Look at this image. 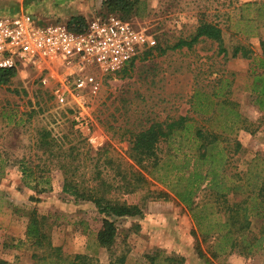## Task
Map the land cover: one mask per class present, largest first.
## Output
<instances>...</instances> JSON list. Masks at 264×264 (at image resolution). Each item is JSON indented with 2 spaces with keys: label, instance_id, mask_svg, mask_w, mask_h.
Returning a JSON list of instances; mask_svg holds the SVG:
<instances>
[{
  "label": "rangeland",
  "instance_id": "obj_1",
  "mask_svg": "<svg viewBox=\"0 0 264 264\" xmlns=\"http://www.w3.org/2000/svg\"><path fill=\"white\" fill-rule=\"evenodd\" d=\"M103 1L24 0L20 4L0 0V15L2 9L19 8L39 26L66 24L74 17L87 23L95 16L112 15L155 41L126 68V74L85 68L98 90L81 92V101L72 91L73 76L57 62L42 73L22 68L9 83L0 85V260L35 264L32 254L38 251L25 238L26 213L35 210L46 218L44 230L64 256L86 255L94 264H110L108 252L95 242L102 215L91 203L61 192L57 163L38 147L42 133H49L60 152H65L63 160L77 164L78 175L85 180L99 172L117 185V171L132 170L146 177V189L111 195L142 209L141 216L111 219L117 231L113 251L126 255L124 264H151V258L154 264H166V257L183 259L182 264H264V209L253 198L264 172V117L253 104L250 75L261 55L259 43L264 41V0H138L136 12L127 16L109 14L102 8ZM201 21L221 29L227 57L218 54L210 41L190 50L171 49L179 39L193 35ZM156 45L165 52L154 49ZM236 46L250 49L252 58H231ZM45 77L48 81L43 85L40 79ZM55 91L63 94L62 101L54 97ZM181 117L185 130L161 141L158 168L152 175L143 172L129 157L126 130L136 132L152 121ZM198 131L216 136L212 162L197 161L201 151L197 146L207 143L198 141ZM88 146L98 154L86 155ZM70 148H75L73 155L68 154ZM21 160L31 166L47 164L50 187L40 193L25 187ZM194 168L202 175L212 170L222 184L210 190V185L201 183L193 190L195 212L208 215L203 227L219 228L216 224L227 222L224 207L250 196L245 203L249 231L233 251L216 234L204 241L191 212L175 195L183 192ZM233 186L238 189L232 190ZM255 239L262 240L260 245L246 255L244 244Z\"/></svg>",
  "mask_w": 264,
  "mask_h": 264
},
{
  "label": "trees",
  "instance_id": "obj_2",
  "mask_svg": "<svg viewBox=\"0 0 264 264\" xmlns=\"http://www.w3.org/2000/svg\"><path fill=\"white\" fill-rule=\"evenodd\" d=\"M138 0H104L102 2V8L109 14L123 13L127 16L129 13L136 12V5ZM67 27L75 31L76 28H81L86 25L84 18L74 17L67 23ZM210 41L217 46V53L228 56V52L224 47L222 31L213 23L206 21L199 22L194 34L187 39H179L171 49H192L194 45L203 42ZM261 48V55L258 57L257 64L251 69V93L253 95V104L257 110L264 117V41L259 43ZM161 54L165 52V49L155 46ZM149 52L145 53V56ZM144 56V57H145ZM240 57L243 59H251L252 52L250 49L244 46H236L231 51V58ZM135 62L132 61L128 65L124 66L121 73L126 74V68L132 67ZM16 75L15 70L0 71V85L4 86L9 83L10 79ZM33 113V112H31ZM30 117V115H29ZM185 118L181 117L178 120L172 121H152L145 127L138 129L136 132L126 130L129 134V157L131 161L148 175H152L158 168L159 159L157 156L158 145L161 141H169L178 130H185ZM198 141L207 140V143L202 145L200 143L197 147L201 150L197 161H213V156L210 151L214 149L215 138L213 134L205 136L200 131L197 132ZM39 149H43V153L46 154L47 159L51 158L55 160L56 167L62 174L61 192L72 197L75 201H84L91 203L97 210L99 215H102L101 226L95 234V242L98 247L104 248L109 255L110 264H124L126 255H116L113 251L116 242V226L112 218L122 217H137L142 215V209L137 205H129L125 202H121L119 199L112 197V192L122 194H133L138 191L146 189L149 184L146 177L140 171L120 172L117 171L120 184H112L107 182L99 172L96 176L90 180H85L78 175L79 167L74 164L73 161L67 162L63 160V152H60V147L56 143V140L50 138L49 133H42L39 139ZM238 148V145H237ZM75 148H70L68 154L73 155L72 151ZM65 154V152H64ZM78 155V152H76ZM97 155L98 151L93 150L90 146L86 149V155ZM220 154V152L218 153ZM106 163H111L107 160ZM19 168L21 173V181L25 187L37 191L43 192L45 186L50 187L49 178L46 173L48 171V165L44 164L42 167L39 165L31 166L30 163L21 160L19 162ZM36 173H44L36 174ZM210 177V180L208 179ZM218 176L212 170H206L202 175L194 168L193 172L187 178V184L182 193L175 192L178 200L186 206L191 212L192 219L195 223L197 231L202 235L203 240L209 237L210 234L218 235L221 240H224L229 246V250L233 251L239 245V242L244 243L243 237L249 231L250 221L249 213L245 207V203L250 198L249 195L245 196L240 202L233 203L231 206L226 205L224 211L227 215V222L222 224H216L217 229H213L212 226H202L205 221H208V215L201 216L195 212V208L192 206V196L194 189L201 183H207L210 190L219 188L222 184H219ZM238 186H233L232 190H237ZM256 196L257 206L264 209V172L260 178V182L257 186ZM172 190V188H171ZM174 190V189H173ZM219 194L217 193V196ZM223 196V195H220ZM224 202L227 204L226 198ZM28 217L25 238L34 247L37 253L32 254V258L35 260V264H94L92 259L86 255L76 254L68 257L64 256L60 247L52 246L47 233L44 230L46 226V218L39 216L35 210L28 211L26 213ZM237 235L240 237L238 238ZM261 239H255L252 244H244L246 249V255H250L254 247L260 245ZM224 247H221L219 251L224 252ZM216 257V255H213ZM166 264H182L183 259L177 257H166L164 259ZM0 264H8L5 261L0 260ZM151 264H154V259L151 258Z\"/></svg>",
  "mask_w": 264,
  "mask_h": 264
},
{
  "label": "built area",
  "instance_id": "obj_3",
  "mask_svg": "<svg viewBox=\"0 0 264 264\" xmlns=\"http://www.w3.org/2000/svg\"><path fill=\"white\" fill-rule=\"evenodd\" d=\"M35 22V18L22 9H2L0 71L33 68L42 73L49 71V64L57 62L73 76L72 91L79 101L81 92L94 94L98 90V83L84 71L85 68L96 67L103 73L116 72L155 45L150 36L112 15L95 16L75 31L66 24L39 26ZM47 81V77L40 79L43 85ZM53 95L63 100V94L58 91Z\"/></svg>",
  "mask_w": 264,
  "mask_h": 264
}]
</instances>
